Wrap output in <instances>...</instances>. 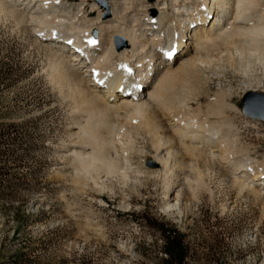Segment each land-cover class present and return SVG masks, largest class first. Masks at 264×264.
I'll list each match as a JSON object with an SVG mask.
<instances>
[{
	"label": "rangeland",
	"instance_id": "1",
	"mask_svg": "<svg viewBox=\"0 0 264 264\" xmlns=\"http://www.w3.org/2000/svg\"><path fill=\"white\" fill-rule=\"evenodd\" d=\"M62 1L73 13L79 3L86 10L76 16L79 21L101 10L112 17L117 6L131 22L133 15L138 19L159 6V0ZM3 2L0 264H163L167 256L156 221L168 222L184 235L189 264H264V196L250 188L241 191L221 175L212 157L204 156L203 172H193L188 183L175 181L171 192L181 190V207H171L167 187L173 182L157 162L161 136L151 131L148 118L123 112L116 121L121 124L101 135L111 140L107 149L122 166L120 173L127 164V176L107 174L105 167L84 171L72 152L80 149L73 145L88 114L73 91V76L70 81L59 77L66 73L57 71L52 46L37 36L40 24ZM168 2L172 12L173 2ZM119 38H114L115 46ZM255 41L222 40L213 59L201 66L181 67L179 57L174 62L179 75L167 92L185 114L223 124L231 146L264 163V121L242 111L247 89L264 93V49H257L264 47V39Z\"/></svg>",
	"mask_w": 264,
	"mask_h": 264
},
{
	"label": "bare ground",
	"instance_id": "2",
	"mask_svg": "<svg viewBox=\"0 0 264 264\" xmlns=\"http://www.w3.org/2000/svg\"><path fill=\"white\" fill-rule=\"evenodd\" d=\"M3 1V4L13 3L20 14L40 24L36 28L37 36L45 38V45L52 46L50 49L57 71L66 73L59 77L70 81L73 76V91L81 97L82 108L88 114L86 124H79L81 134L78 143L73 145L80 149L72 152L84 171L105 167L107 174L120 173L122 166L107 149L111 140L103 139L101 135L111 132L114 124H121L116 121L124 117L121 116L123 112H131L148 118L147 125L151 131L160 133L162 141L157 146L160 161L157 162L164 165L165 179L170 184L173 182L167 187L171 207H181L180 199L177 200L182 197L181 190L176 195L171 192L177 183L175 181L180 179L188 183L193 172H203L200 161L204 156L213 158L218 171L229 183L241 191L250 188L257 195L264 196V163L252 160L231 146L223 124L185 114L182 111L184 106L180 109L172 100L174 97L171 98L167 92L179 75L180 67L174 64L179 57L181 67L203 65L213 59L214 51L222 40L236 42L238 38L245 37L258 43V39H264V0H172V12L169 11L168 0H159L156 10H146L145 15L138 18L142 19L141 22L134 15L131 22H127L123 10H118L117 6L112 17L101 10L95 17L87 16L79 21L76 16L86 11L81 9L80 3L75 14L71 11L72 6H64L62 0ZM261 3L263 12L258 9ZM94 8L95 5L91 10ZM52 36L63 42H56ZM115 37L122 38L127 45L119 49L113 42ZM185 39L188 40L186 44L183 42ZM262 47L257 49L263 51ZM173 48V60L163 59V55ZM71 50L75 52L71 53ZM141 85L142 90L137 94ZM250 91L257 89H247ZM90 147L92 151H89ZM188 153L195 157L189 159ZM127 169L126 164L124 172H121L124 176H127Z\"/></svg>",
	"mask_w": 264,
	"mask_h": 264
},
{
	"label": "trees",
	"instance_id": "3",
	"mask_svg": "<svg viewBox=\"0 0 264 264\" xmlns=\"http://www.w3.org/2000/svg\"><path fill=\"white\" fill-rule=\"evenodd\" d=\"M156 227L163 237L166 258L163 264H189V248L184 235L168 222L156 221Z\"/></svg>",
	"mask_w": 264,
	"mask_h": 264
},
{
	"label": "water",
	"instance_id": "4",
	"mask_svg": "<svg viewBox=\"0 0 264 264\" xmlns=\"http://www.w3.org/2000/svg\"><path fill=\"white\" fill-rule=\"evenodd\" d=\"M120 42L117 47L123 48L126 46V41L119 38ZM242 111L246 116L254 120L264 121V93L263 92H249L243 98Z\"/></svg>",
	"mask_w": 264,
	"mask_h": 264
},
{
	"label": "snow or ice",
	"instance_id": "5",
	"mask_svg": "<svg viewBox=\"0 0 264 264\" xmlns=\"http://www.w3.org/2000/svg\"><path fill=\"white\" fill-rule=\"evenodd\" d=\"M57 2H59V0H57ZM69 43H71V41H69ZM175 54V49L173 48V50H170L168 52L165 53L166 57L171 59L172 56Z\"/></svg>",
	"mask_w": 264,
	"mask_h": 264
}]
</instances>
